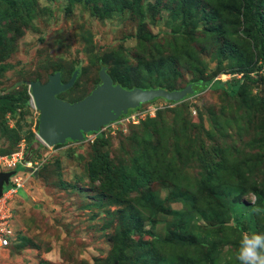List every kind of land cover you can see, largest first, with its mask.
Listing matches in <instances>:
<instances>
[{
	"label": "rangeland",
	"instance_id": "obj_1",
	"mask_svg": "<svg viewBox=\"0 0 264 264\" xmlns=\"http://www.w3.org/2000/svg\"><path fill=\"white\" fill-rule=\"evenodd\" d=\"M105 3L0 0V95L15 96L23 85L44 83L55 72L64 83L76 71L72 86L60 93L61 100L73 102L98 84L101 62L110 79L117 76L126 86L158 84L169 91L200 77L212 78L211 83L238 79L247 65L236 61L247 53L251 54L248 61H253L252 46L244 44L235 53V41L249 39L253 29L243 9L235 10V0H138L135 6H130L132 0H123L126 5L118 8L114 2ZM205 27L213 29L202 33ZM142 33L150 38L141 39ZM223 38L231 48L229 56H222L218 48ZM173 44L179 50L184 46L180 57L165 58L157 66L151 58L159 50L168 56ZM192 67H196L194 72ZM255 77L242 96L229 98L221 90L206 89L174 104L162 99L141 104L138 111L103 127L102 139L96 143L88 137L83 142L40 149L31 142L37 114L30 105L13 115L0 113L1 153L15 145L5 126L14 132L12 139L23 138L36 148L35 154L45 155L35 173L16 167L23 176L22 187L9 206L11 238L0 264H176L177 253L184 259L198 254L189 264H239L236 253L241 234L247 232L244 224L236 232L229 217L226 221L212 214L216 221L205 216L203 203L199 205L194 197L197 184L190 183L195 179V163L178 153L181 139L174 151L171 138H182L181 148L190 154L189 143L211 130L215 146L226 148L231 158L260 155L257 142L264 123V76ZM155 117L161 132L151 130L148 120ZM244 125L245 135L240 131ZM140 136L147 137L148 144L142 145ZM260 142L264 143V136ZM142 146H151L156 153L164 149L175 157V162H166L172 181L157 178L162 165L151 163L140 171L141 157L132 159H137ZM259 163L248 180L264 183V158ZM128 170L147 176L146 186L126 190L121 178L132 181ZM239 199L253 203L249 194ZM221 222L226 226L218 231L211 228ZM258 225L264 228V218ZM177 231L188 242L209 231L214 244L189 243L188 254L181 255L184 248L170 241Z\"/></svg>",
	"mask_w": 264,
	"mask_h": 264
},
{
	"label": "trees",
	"instance_id": "obj_2",
	"mask_svg": "<svg viewBox=\"0 0 264 264\" xmlns=\"http://www.w3.org/2000/svg\"><path fill=\"white\" fill-rule=\"evenodd\" d=\"M96 3L100 2V4L105 3H115L117 8L121 5H126V3H123V0H105L101 2L102 0H94ZM138 1V0H137ZM136 0H132V4L130 6H135ZM213 1V0H205ZM26 2V1H25ZM24 2V4H25ZM105 3V4H107ZM134 4V5H133ZM235 10L238 11V8L243 9L242 15H247V20L253 27L252 31L248 33L249 39L242 38V41L236 40L234 45L235 53L238 54L243 49L244 44H246V48L252 46L254 48V58L253 61H248L251 58V54H245L241 59L237 60L236 62L239 64H245L247 65L246 69L243 71V74L238 79H233L230 81H216L211 83L212 78L203 79V78H196L195 80L187 81L184 86L187 84L192 85V95H195L201 91H204L206 89L208 90H221L223 94H225L229 98H233L236 95L242 94L245 95L247 88L251 85L257 77L255 76H264V0H235ZM101 10V9H100ZM138 13L140 12L139 9L137 10ZM236 24H238L236 22ZM193 25L195 26V21L193 22ZM213 27H205L202 29V33L204 32H210L212 31ZM239 35H241V31L238 32ZM223 37L226 36V33L222 34ZM139 36H141V39H149L150 36L146 35V33H142ZM229 38V32H228ZM241 37V36H240ZM227 38L224 40H220L218 48H221L222 56H229L231 55L232 51L228 43L226 42ZM249 40V42H248ZM211 42L216 43L217 40H212ZM184 46L181 50L178 49L176 44H173L170 46L167 50L168 56L163 57L162 55L165 53L163 50H159L157 56L152 57V60H155V63L157 66L163 62V59L165 58H172L173 56L180 57L181 52H183ZM234 56V55H233ZM235 57V56H234ZM235 62V61H234ZM101 66L104 64L101 62ZM100 66V67H101ZM192 66V65H190ZM104 67V66H103ZM105 68V67H104ZM2 69V68H1ZM0 69V70H1ZM3 70V69H2ZM196 70V67H192V71L194 72ZM189 73H192L189 71ZM200 73V72H199ZM253 79V80H252ZM113 84H118L123 89H131L133 87L141 88V89H149V88H163L164 86L155 84L154 86H141V85H130L126 86L122 80L115 77H111ZM62 82V81H61ZM193 82V83H192ZM203 84V87H193L197 84ZM236 84L240 87H229V85ZM183 86V87H184ZM223 86V87H222ZM23 88L16 93L15 96H9V95H0V113H8L10 115H13L18 110H24L26 106L29 105V89L26 85L22 86ZM171 87V86H169ZM183 87H171L168 88L169 91L179 90ZM164 89V88H163ZM60 95H57V98L60 99ZM189 95H187L188 97ZM160 99V98H159ZM242 99V98H241ZM77 100V99H76ZM156 99L152 100L151 102H148L149 104L154 102ZM75 101V100H74ZM162 101L166 104H174L173 102ZM244 102V100H243ZM141 106V105H140ZM140 107L133 109L127 114L120 116L116 121H118L121 118H124L129 115L132 111H138ZM156 118V117H155ZM156 119H151L148 121H151L150 127L153 132H161V130H157L156 128ZM115 121V122H116ZM264 123L261 124V127L259 129V132H262L261 134L264 136ZM244 127H240V131L245 135V132L243 131ZM4 130L10 132L11 137L14 134V132L11 129H7L4 126ZM213 133L211 130L207 131L205 133V136L196 140V143L193 144L190 142L189 146L192 148L190 151H193L192 153L188 154L186 150L181 148L183 139L180 138L178 135L176 137L171 138V144L174 147V151L177 152L178 148V141L181 139L180 143V150L178 151L179 154H182V158H185L190 163H195L192 165V168H194L196 171H194L195 179L192 180V184H197L196 189V195L194 196L196 201L201 205L202 203V210L205 213V216H210L212 219L216 220V218L223 217V219H226L229 221L230 224L233 226L232 228L236 232L241 231L242 224H244L245 228L244 230L247 232H257L264 234V228L260 227L258 225V221L261 218H264V183L263 182H256L255 179L248 180L252 174L253 171H256V167L258 166L257 163L260 165L259 160L264 158V143L260 142L261 139H263V136L258 139V144L260 145L258 148V152L260 155H248L247 157H241V159L236 160L235 158H231L226 150V148H219L215 146L216 138H213ZM93 134L95 137L91 141H101V131L98 133H89ZM148 135V131L146 130L145 136ZM140 136V143L142 145H145V142L147 140V137ZM216 136V134H215ZM10 137V140H12V145H14V148L10 150L9 152L1 153L0 154H10L12 152H15L18 150V143L23 140V138H16L13 139ZM143 139V140H142ZM31 142L35 143V137L33 134V137L31 139ZM166 140V139H165ZM164 140V141H165ZM24 142V140H23ZM28 142L27 144L24 142L25 145V160L30 158H38L39 154L36 153V148H33L30 146ZM203 143H206L203 145ZM148 144V142H146ZM197 144L195 147L194 145ZM61 145H56L54 147H58ZM144 147V146H142ZM146 147V148H145ZM140 152L139 155L136 157H133L132 161L138 160V157H141L140 165L142 162V169L140 171H145L148 169V167L153 164H158L163 166V171L161 172L160 176H158V179H167L172 181L173 178H170L171 169L167 168L168 163L167 161L170 160V162H175V157L168 156L167 152L163 150L157 151V153L153 150V147L151 146H145ZM228 147V146H226ZM196 149V151L194 149ZM38 152V151H37ZM185 154L188 155V158H186ZM167 156V157H166ZM150 164V165H149ZM170 164V163H169ZM255 168V169H254ZM258 168V167H257ZM129 171V170H128ZM130 172V171H129ZM197 172V175H196ZM133 178L132 181L129 182V180L125 177L121 178L122 184L125 185L126 190H138L142 189L146 186V178L147 176H143L138 172L139 175L135 174V171L130 172ZM249 182V183H248ZM138 192V191H135ZM251 195L253 196V203L250 204L248 201H241L239 198L243 195ZM254 209H259L258 212H254ZM213 215L216 214V218H213ZM225 227V222H221L220 225L212 226L211 228H214V230L218 231V227ZM180 233L179 231L176 232V236H172L170 238V241L173 242L172 244L175 245L177 243L176 247H179L180 249L183 247L184 252L181 253V255L188 254V251H186V246L190 245L189 243H200L201 245L203 243H206L208 247L213 246L214 243H212L213 235L211 232H204L200 237L199 235L196 236L194 241H186L184 239H181L177 236V234ZM183 235V233H180ZM175 235V233H174ZM11 238V237H10ZM9 238V241H10ZM198 254L191 253V259L185 258L182 256L180 257L177 253L178 259L176 260V264H185L190 261H194V258L196 259ZM189 257V258H190ZM174 263V261H172Z\"/></svg>",
	"mask_w": 264,
	"mask_h": 264
},
{
	"label": "water",
	"instance_id": "obj_3",
	"mask_svg": "<svg viewBox=\"0 0 264 264\" xmlns=\"http://www.w3.org/2000/svg\"><path fill=\"white\" fill-rule=\"evenodd\" d=\"M76 71L67 82L60 81L59 73L48 76L47 81L29 82V98L37 113L36 135L48 147L63 145L67 141L83 142L85 135L97 133L102 127L116 121L128 110L154 99L179 102L192 94V85L167 91L161 88L123 89L113 84L103 66L97 73L98 84L84 97L73 102L57 98L68 90L75 79ZM11 172L0 173V195Z\"/></svg>",
	"mask_w": 264,
	"mask_h": 264
},
{
	"label": "built area",
	"instance_id": "obj_4",
	"mask_svg": "<svg viewBox=\"0 0 264 264\" xmlns=\"http://www.w3.org/2000/svg\"><path fill=\"white\" fill-rule=\"evenodd\" d=\"M29 105L33 111L34 106L29 98ZM35 141H37L40 146L45 147V144L39 140L36 133L34 134ZM18 150L10 154H0V172H9L13 171L17 165H21L25 168L31 169V172H34L40 162L43 161L44 155L40 158H28L25 162V145L23 140H21L18 145ZM22 176L13 173L8 177L7 184L10 185L7 189L2 188L0 195V254L7 248L9 244V238L11 237L12 230V218L9 210L10 203L13 201L17 194V190L22 187Z\"/></svg>",
	"mask_w": 264,
	"mask_h": 264
},
{
	"label": "clouds",
	"instance_id": "obj_5",
	"mask_svg": "<svg viewBox=\"0 0 264 264\" xmlns=\"http://www.w3.org/2000/svg\"><path fill=\"white\" fill-rule=\"evenodd\" d=\"M34 112L36 113V111H34ZM101 129L98 132H100ZM87 135H85V139H87L88 137L89 138L91 137L92 139H94V137H95L93 134H87ZM35 144H36L37 148H40V149H42V148H52L53 147V146L52 147H48L46 145H45V147H42V146H40V144L37 141H35ZM40 157L41 156H39L38 158H40ZM27 160H25V162H27ZM44 161H45V155H44V159H43L42 162H44ZM42 162H40V165L38 166V168L33 173H35V172H37L39 170L40 166L42 165ZM16 167L14 168L13 171H9V172H11V175L13 173H17L16 172ZM23 168L25 170H28L29 172H31L30 171L31 169L25 168V167H23ZM0 173H7V172H0ZM17 174H19V173H17ZM19 175H21V174H19ZM27 177H29V176L27 175ZM7 180H8V178H7ZM253 211L254 212H258L259 209H254ZM5 250L2 253H4ZM1 254H0V256H1ZM236 259L239 262V264H264V234L257 233V232H254V231H252V232H243L241 234L239 247H238V250H237V253H236Z\"/></svg>",
	"mask_w": 264,
	"mask_h": 264
},
{
	"label": "flooded vegetation",
	"instance_id": "obj_6",
	"mask_svg": "<svg viewBox=\"0 0 264 264\" xmlns=\"http://www.w3.org/2000/svg\"><path fill=\"white\" fill-rule=\"evenodd\" d=\"M60 81H61V79H60ZM63 83V82H62Z\"/></svg>",
	"mask_w": 264,
	"mask_h": 264
},
{
	"label": "crops",
	"instance_id": "obj_7",
	"mask_svg": "<svg viewBox=\"0 0 264 264\" xmlns=\"http://www.w3.org/2000/svg\"><path fill=\"white\" fill-rule=\"evenodd\" d=\"M3 254V253H2Z\"/></svg>",
	"mask_w": 264,
	"mask_h": 264
}]
</instances>
